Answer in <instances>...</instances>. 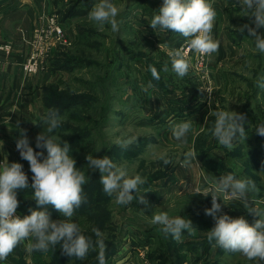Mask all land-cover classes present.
<instances>
[{"label":"rangeland","instance_id":"1","mask_svg":"<svg viewBox=\"0 0 264 264\" xmlns=\"http://www.w3.org/2000/svg\"><path fill=\"white\" fill-rule=\"evenodd\" d=\"M10 1L0 4V7L8 6V3L13 7L20 5L16 0L14 4ZM147 1L146 8L152 11L157 10L156 3L163 2ZM77 2H81L80 6L89 13L98 0H45L46 5L44 1L37 5L34 0H24V3L33 4V7L39 10L45 5L47 10L45 14L71 9ZM112 2L120 9L117 17L120 21L119 32H112L108 24L104 26L103 31L99 30L98 26L88 19V13L83 17L68 19L62 23L67 43L60 44L50 53L37 76L29 75L36 78V81L42 80L43 87L49 89L55 87L66 95L82 94L95 99L75 105L65 113L59 114L62 118L61 125L53 133H47V125L41 124V118L49 110L44 109V114H35V117L32 116L33 121H28L36 123V126L24 129L29 142L41 132L60 136L62 141L67 142L78 132L67 129L66 125H71L73 129H94V134L90 138L75 146L70 152L75 160L83 162L81 169L86 170V174L93 172L87 169L86 156L88 154H92L94 158L109 156L108 153L113 147L116 149L109 157L116 164L123 167L129 176L139 174L146 179L141 191L146 192L143 195L148 201L147 206L138 202L135 191L132 193L134 199L130 205H119L115 202L114 196L107 195L109 200L106 206L111 213V226L110 232L105 233L103 237H106L107 241H120V252L113 264H255L239 253L225 251L219 246L212 247V251L206 255L204 243H199V238H191L207 237V231L211 230L197 228L194 223L202 225L209 220L211 225L215 224L214 219L205 214V209L211 208L212 197L211 195L205 197L202 194H211L216 180L198 157L200 166L188 168L183 165L184 154L190 150L196 153V142L203 135L207 147H214V152L218 155L222 152L220 148L223 146L211 133L216 119L211 112L229 110L244 114L246 110L245 117L246 114L251 116L254 112L257 115L264 112V88H260L256 93V82L264 75V53L255 49L254 37L247 33L239 39L240 32L237 31L244 24L255 27L254 18L247 17L249 13L237 3V0H209L216 10L212 34L220 41L219 50L211 57H207L203 69H199L196 64V53L187 55L190 68L188 74L180 78L171 71L168 52L187 47L186 38L177 46V40L173 42L165 40L166 30L159 27L155 30L151 27L146 28L141 21L144 16L148 18L150 16L144 13L143 8L138 9L137 0ZM9 25L8 16L3 21L0 42H8L14 48V43L4 33V29ZM257 31L264 35V27ZM233 39L236 41L233 42ZM31 42L34 44L33 35ZM137 52L144 53L152 61V66L163 67L166 62L169 64V72L165 73L166 82L187 85V81L198 88L201 95L194 101V106L192 105L194 111L184 117L174 118L172 117L174 112L170 107L171 116H167L169 112L167 97L186 95L190 93V88L183 91L176 87L175 92L167 96L157 92L156 86L150 82L147 74L148 59L138 57L136 61ZM66 54L82 62L74 63L73 69L54 70L52 64L56 58H63ZM35 92L33 94L37 93ZM189 100H192V96H189ZM37 101L40 102L41 97ZM200 105H203L202 108ZM188 120L193 122L186 137L187 143H184L182 140H176L171 132L175 124ZM244 127L249 134L244 141H235L233 148L243 147L245 154L254 147L261 148L263 155L259 160L260 167L254 166L252 173L261 177L263 189L264 146L261 147L260 143L258 145L254 142V137L251 138L246 121ZM14 133L16 134L12 138L15 141V138H19L20 130ZM128 139H132L133 142L126 148H121L116 143L118 140ZM30 145L35 150V142H30ZM127 150L132 151V155L135 156L128 157ZM35 151L39 152L37 149ZM2 153L0 162L8 160L21 163L24 172L32 175L29 163L21 158L16 143L12 142V145ZM161 154H166L172 163L165 166L159 158ZM218 155L216 157L225 158L224 154ZM243 177L251 179V176ZM262 189L259 187L257 192H250L249 198L257 207L264 209ZM217 202L221 204L222 209L217 215L226 213L233 218L243 216L250 224L257 218L249 214L239 202L226 201L229 204L225 205L221 198H218ZM161 211H166L170 217L182 216L190 219L193 222L191 234L187 230L183 231L180 241L174 240L171 235H165L161 230L162 226L151 223L153 213ZM75 217L77 216L74 215ZM90 226V223H86L83 228L88 229ZM26 243L27 241L21 244L20 250H14L6 260L0 261V264H17L21 256L27 264H35L32 253L25 250ZM94 248L99 253V248ZM109 251L111 250L106 247L105 255ZM93 257L88 254L83 261L72 260L69 264L88 262L95 264L98 259Z\"/></svg>","mask_w":264,"mask_h":264},{"label":"clouds","instance_id":"2","mask_svg":"<svg viewBox=\"0 0 264 264\" xmlns=\"http://www.w3.org/2000/svg\"><path fill=\"white\" fill-rule=\"evenodd\" d=\"M237 3L249 13L247 17L254 18L255 27L248 24L242 25L237 31L247 30L254 37L255 49L264 53V35L257 30L264 27V0H237ZM120 9L112 0H98L89 13L88 19L94 22L98 29L103 31L106 24L111 31L119 32L120 21L117 17ZM216 10L209 0H163L158 13L151 19L150 27L155 30H169L186 38L187 49L201 57H211L218 52L220 41L213 36ZM160 47V45H159ZM171 71L183 78L188 74L190 62L186 51L173 49L168 52ZM163 72H169V64L163 65ZM151 75L159 80L160 75L156 67L150 66ZM257 86L264 88V78L257 81ZM216 117L211 130L221 146L231 150L235 141H244L247 133L244 127L246 117L234 111H214L210 113ZM61 116L58 111L49 109L41 118V124L47 125V133H53L61 125ZM193 120L177 123L172 128V136L187 143V134L191 130ZM19 126V122L17 127ZM257 134L264 136V124L256 127ZM133 142L132 139L118 140L116 143L121 148H126ZM35 147L46 150L35 151L30 145L26 130H20L16 141V148L23 160L29 163L31 185L29 178L23 170V165L18 162L9 163L8 160L0 162V261H4L21 244L25 245L28 253L35 251L47 252L50 247L59 245L62 253L69 257H76L83 261L89 250L93 248V241L85 236L79 225L75 222L74 215L83 203L86 202L84 185L90 177L86 170L77 168L76 160L70 155V146L62 141L60 136L39 133L35 138ZM43 157L41 160L40 158ZM165 166L172 163L166 154L159 157ZM87 169L93 172L99 170L100 183L103 191L108 196H114L119 205H130L135 191L138 202L147 206L148 201L141 191L146 179L139 174L129 176L127 171L116 164L112 158L105 155L94 158L92 154L86 156ZM183 165L191 168L200 166L194 151L184 154ZM33 189L32 198L36 201L37 209H29L30 214L23 217L16 214L19 207L17 191L27 188ZM258 188L251 179H237L232 174L219 177L214 184L211 194V208L205 209V214L211 216L214 227L207 231V240L214 246H219L225 251L239 253L255 264H264V209L255 205L249 198L250 192H257ZM199 192H197L198 194ZM201 194V193H199ZM221 198L225 205L229 202H239L254 217L249 223L243 216L233 218L222 211ZM52 206L61 215V219H51L47 206ZM42 209V210H38ZM152 224H158L165 235H171L176 241L182 239V232L187 230L191 234L193 222L182 216L170 217L166 211L153 213ZM96 236L95 246L99 248L97 256L99 264H106V245L103 234L99 229H93Z\"/></svg>","mask_w":264,"mask_h":264},{"label":"trees","instance_id":"3","mask_svg":"<svg viewBox=\"0 0 264 264\" xmlns=\"http://www.w3.org/2000/svg\"><path fill=\"white\" fill-rule=\"evenodd\" d=\"M8 2V0H0V4L3 5L4 3ZM148 3L147 0H137V5L138 9L143 8L144 13L149 14V18L147 16H144L142 19V24L146 28L150 27V22L151 19L158 13V9L162 6L163 2L161 3H156L157 10L152 11L151 9L146 8V4ZM81 2H77L75 6L71 7V9H61L57 14L59 15V20L62 25L65 21L68 19L76 18V17H83L87 15L88 10L84 9L83 6H80ZM64 10V11H63ZM62 27H64L62 25ZM80 29V28H79ZM248 32L245 30L244 32H240L238 35L239 39L240 37L242 38L243 35H246ZM237 34V33H236ZM165 40L166 41H178L179 46L182 42L184 37L177 33H173L169 30H166V35H165ZM236 39H233V42H235ZM139 58H147L146 55L142 52L136 53V61H138ZM53 59V58H52ZM51 59V61H52ZM82 61L80 59H77L74 56L71 55H64L63 58H56L54 61L53 67L55 68L54 70L56 71H63L64 69H73V64L74 63H81ZM147 74L149 76V80L152 84H154V87L156 86L157 92H159L162 95L167 96V94L173 93L176 90V87H180L183 91L186 90V88H190V93H187L186 95H180V96H173L171 98L167 97V104H168V110L169 112L167 113V116H171L170 114V107L172 111L174 112V115L172 117L174 118H180L186 116L189 112L194 111L193 108V103L194 101L198 100V96L201 95V93L198 91V88L193 84L189 83L186 81V84L183 85H174L171 82H166L165 81V72H163V67L161 65H153L156 67L157 71L159 72L160 79L156 80L152 77L151 71H150V66H152V61L148 59L147 61ZM264 78V75L261 76V79ZM257 85V82H256ZM254 88V86H253ZM57 89V88H56ZM54 88H48V87H43V106L44 109L49 110L53 109L58 111L59 114L65 113L67 110L71 109L75 105L79 104H84L85 101H93L95 97L92 96H86V95H75V96H70L66 95L63 91L61 90H56ZM255 90V89H254ZM260 90V87L257 86L256 93ZM188 92V91H186ZM189 96H192V100H189ZM169 98V99H168ZM193 105V106H192ZM203 105H200V108H202ZM205 106V105H204ZM246 109H248V105L246 106ZM246 112V110H245ZM244 112V115H245ZM251 115V114H250ZM170 118V117H169ZM247 126L249 128L248 131L251 132V135L253 138L254 137V142L255 143H260V146H264V136H260L257 134L256 127L258 125L264 124V112H259L258 115L256 112H254V115L248 116L246 114V120ZM252 124V125H250ZM99 125V124H98ZM67 129L74 130L75 132H78L77 135L72 137L67 141V143L70 146V152L75 146H78L79 144H82L84 141H86L92 134H94V129H87L84 128L82 130L80 129H73L71 125H66ZM254 128V129H252ZM249 134V132H247ZM205 135L199 137L200 139L197 140L196 142V154L198 157V160L203 163L208 170L213 176L215 180H217L221 176H226L228 174H232L235 178L237 179H243L245 177L248 178V176H251V180H253L257 186V188L262 189V185L260 183L261 177L255 173H252L253 167H260V158L263 155V152L261 151L260 147H254L251 151L248 152V154H245L243 151V147H236L232 148L231 150L227 149L226 147L220 148L222 151L219 155L214 152V147H207L206 144V139L204 138ZM142 142V141H141ZM259 145V144H258ZM35 147V145H34ZM37 148L35 147V150ZM116 148H111L110 152L108 153L109 156L114 152ZM39 151H44L45 156L47 155L46 150L42 149H37ZM126 152H129L127 154L128 157L130 156H135L134 154L132 155V151L127 150ZM106 154V153H105ZM224 154L225 158L222 159L221 157H216V155L220 156ZM248 155V156H247ZM41 160L43 157L40 158ZM82 161L81 160H76V166L77 168H81L82 166ZM30 170V168H29ZM28 170V171H29ZM240 172V173H238ZM27 173V171L25 172ZM29 178V185H31V176L29 174H26ZM87 176L90 177L89 182L84 185V195L86 196V202L83 203L78 209H76L75 212V222L79 225L81 228L82 233L90 237L91 240L93 241V248L90 249L89 255H93L95 258L96 253H98L94 247L95 246V241H96V236L93 232V229H99L101 233L106 235L105 233L110 232V226H111V213L109 212L106 202L109 200L107 197V194L103 191V186L101 185L99 179H100V173L99 170L95 172H89L86 174ZM249 179V178H248ZM264 191V188L262 189ZM264 194V193H263ZM33 196V189L30 187L24 190H18L17 191V199L19 201V207L17 211L21 215H29V209H37L38 206L36 204V201L32 198ZM47 210L50 213L51 219L53 220H58L61 219L60 213H58L52 206H47ZM86 223H90V228L84 229L83 226ZM197 228L201 229H208V228H213L214 225H211L209 220L206 222H203L202 225H198L194 223ZM114 237V236H113ZM104 237V243L106 247L111 250L106 253V264H113L115 262L116 256L120 252V241L113 240V241H107ZM191 238H199L198 242L199 243H204L206 246L204 249V254H209L212 250V247L215 245V241H213L211 244L208 242L207 237H197L193 236ZM190 241V240H189ZM15 250H20V245L15 249ZM93 251V252H92ZM21 256V254H20ZM33 260L35 264H69L70 261L76 260L77 262H81V260L77 259L76 257H69L66 256L62 253V250L60 249L59 245L56 247H50L47 252H39L35 251L32 252ZM97 258V257H96ZM20 261L17 264H27L26 261L22 258H19ZM75 262V263H77ZM99 264L98 261H96L95 264ZM78 264H83V263H78ZM85 264V263H84ZM88 264H90L88 262Z\"/></svg>","mask_w":264,"mask_h":264},{"label":"crops","instance_id":"4","mask_svg":"<svg viewBox=\"0 0 264 264\" xmlns=\"http://www.w3.org/2000/svg\"><path fill=\"white\" fill-rule=\"evenodd\" d=\"M14 1L10 2L14 4ZM16 1L20 2L18 7H13L10 3L8 6L0 7V32L4 19L9 16L10 25L4 29V33L14 43L13 55L10 58L0 57V156L12 142L16 143L17 139L14 141L12 138L16 134L15 131L32 129L36 126V123L32 122V116L45 112L41 94L43 81L34 79L33 76L38 74L33 76L24 74L23 64L31 54L32 35L40 24L42 15L47 11L46 3L45 0H34L37 5L44 1L45 5L39 10L33 7V4L24 3V0ZM40 97L39 102L37 100ZM30 142H35V138L30 139Z\"/></svg>","mask_w":264,"mask_h":264},{"label":"built area","instance_id":"5","mask_svg":"<svg viewBox=\"0 0 264 264\" xmlns=\"http://www.w3.org/2000/svg\"><path fill=\"white\" fill-rule=\"evenodd\" d=\"M33 36L34 44H32V53L23 64V71L27 75L38 74L49 58L50 53L58 48L60 44L67 43L65 31L57 13L42 15L40 24L34 29ZM183 49L187 55L194 53L188 51L187 47H183ZM13 53L14 48L10 43L0 42V57L10 58ZM196 56L198 68H205L207 56L201 57L198 54ZM16 214L23 217L18 211Z\"/></svg>","mask_w":264,"mask_h":264}]
</instances>
